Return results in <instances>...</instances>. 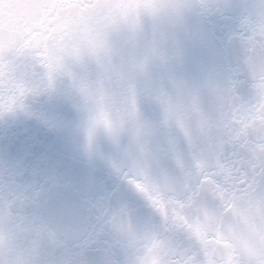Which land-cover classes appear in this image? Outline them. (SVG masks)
Masks as SVG:
<instances>
[{
  "label": "clouds",
  "instance_id": "1",
  "mask_svg": "<svg viewBox=\"0 0 264 264\" xmlns=\"http://www.w3.org/2000/svg\"><path fill=\"white\" fill-rule=\"evenodd\" d=\"M0 264H264V0H0Z\"/></svg>",
  "mask_w": 264,
  "mask_h": 264
}]
</instances>
